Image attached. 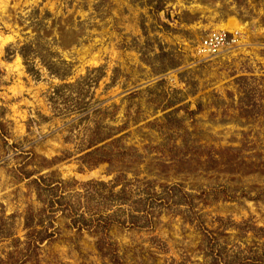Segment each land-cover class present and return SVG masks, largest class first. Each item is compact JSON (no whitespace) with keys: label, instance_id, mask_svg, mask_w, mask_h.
I'll return each mask as SVG.
<instances>
[{"label":"rangeland","instance_id":"1","mask_svg":"<svg viewBox=\"0 0 264 264\" xmlns=\"http://www.w3.org/2000/svg\"><path fill=\"white\" fill-rule=\"evenodd\" d=\"M0 264H264V0H0Z\"/></svg>","mask_w":264,"mask_h":264},{"label":"built area","instance_id":"2","mask_svg":"<svg viewBox=\"0 0 264 264\" xmlns=\"http://www.w3.org/2000/svg\"><path fill=\"white\" fill-rule=\"evenodd\" d=\"M235 42L236 36L232 37L226 31H212L198 45L196 52L203 59H211L223 53Z\"/></svg>","mask_w":264,"mask_h":264},{"label":"trees","instance_id":"3","mask_svg":"<svg viewBox=\"0 0 264 264\" xmlns=\"http://www.w3.org/2000/svg\"><path fill=\"white\" fill-rule=\"evenodd\" d=\"M148 201V200H147ZM51 203H52V206L54 207L55 206V202L53 201V200H51L50 201ZM149 204L146 202V204L142 207V215L141 214H139V215H141V216H138V217H136L137 215H133L132 216V220H133V222L131 223L132 224V226H139V225H137L138 224V222H142L141 224H147V222L149 221L150 222V219H149V217L151 216V214H152V211H151V207H150V209H149ZM135 216V217H134ZM83 220H84V218L83 217H81ZM29 223V222H28ZM102 223V227L104 228V229H107L109 226H110V221H107V222H101ZM28 226H30V228L29 229H32V227H31V224H28ZM27 226V227H28ZM33 230V229H32ZM38 243H40V241H38L37 239H31L30 240V245L31 244H38ZM41 244V243H40ZM113 261H115V259H112ZM216 261V260H215Z\"/></svg>","mask_w":264,"mask_h":264},{"label":"bare ground","instance_id":"4","mask_svg":"<svg viewBox=\"0 0 264 264\" xmlns=\"http://www.w3.org/2000/svg\"><path fill=\"white\" fill-rule=\"evenodd\" d=\"M233 26V25H232ZM233 29L236 30V32H241L243 30V27L238 26L237 24L233 26ZM235 32V33H236Z\"/></svg>","mask_w":264,"mask_h":264}]
</instances>
